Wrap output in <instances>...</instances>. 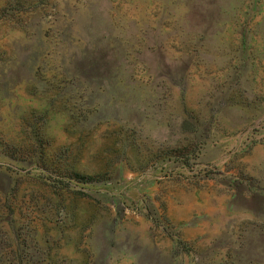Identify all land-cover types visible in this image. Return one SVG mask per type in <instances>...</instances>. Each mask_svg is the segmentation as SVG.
I'll return each instance as SVG.
<instances>
[{
    "label": "rangeland",
    "instance_id": "rangeland-1",
    "mask_svg": "<svg viewBox=\"0 0 264 264\" xmlns=\"http://www.w3.org/2000/svg\"><path fill=\"white\" fill-rule=\"evenodd\" d=\"M0 264H264V0H0Z\"/></svg>",
    "mask_w": 264,
    "mask_h": 264
}]
</instances>
